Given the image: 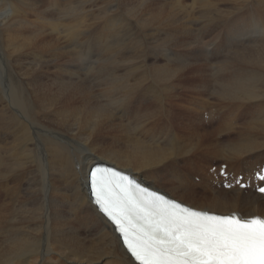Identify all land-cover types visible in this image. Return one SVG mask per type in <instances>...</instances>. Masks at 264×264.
I'll use <instances>...</instances> for the list:
<instances>
[{
	"label": "bare ground",
	"instance_id": "obj_1",
	"mask_svg": "<svg viewBox=\"0 0 264 264\" xmlns=\"http://www.w3.org/2000/svg\"><path fill=\"white\" fill-rule=\"evenodd\" d=\"M97 2L56 0L58 8L47 7L56 12L44 13L36 0H0V264H135L92 203L95 160L140 174L201 209L264 215V197L215 187L208 176L218 159L237 171L264 162V0ZM28 9L36 12L32 21ZM197 24L208 40L197 38ZM217 28L227 29L219 46ZM92 38L109 42L96 47L105 58L86 84L75 46ZM51 71L53 81H43ZM194 80L195 117L211 126L175 121L173 109H162ZM152 83L162 108L142 109L133 119L130 100L141 92L159 96ZM105 84L110 108L93 89ZM169 122L182 138L197 133V142L171 141L172 133L163 134Z\"/></svg>",
	"mask_w": 264,
	"mask_h": 264
},
{
	"label": "snow or ice",
	"instance_id": "obj_2",
	"mask_svg": "<svg viewBox=\"0 0 264 264\" xmlns=\"http://www.w3.org/2000/svg\"><path fill=\"white\" fill-rule=\"evenodd\" d=\"M88 178L138 264H264V217L196 210L110 168Z\"/></svg>",
	"mask_w": 264,
	"mask_h": 264
},
{
	"label": "rangeland",
	"instance_id": "obj_3",
	"mask_svg": "<svg viewBox=\"0 0 264 264\" xmlns=\"http://www.w3.org/2000/svg\"><path fill=\"white\" fill-rule=\"evenodd\" d=\"M42 1V2H41ZM62 2H64L65 0H61ZM67 1H69V0H67ZM71 1V0H70ZM72 1H74V0H72ZM99 2H97L98 4H100V0H98ZM185 2H192V0H184ZM36 2L38 3H40V9L39 10H41L40 12H46V13H52V11H54V9H48L47 10V7L48 6H52V7H54L55 9L56 8H58V5H56L55 4V6H53L54 5V3H56V0H36ZM50 3V5H48L49 3ZM53 4H52V3ZM41 3H43V4H41ZM46 5V6H45ZM88 5H91V6H93L92 4H88ZM97 5V4H96ZM45 6V7H44ZM43 7V8H42ZM94 7V6H93ZM96 8V7H95ZM44 9H45V11H44ZM31 10V11H30ZM30 11V12H29ZM49 11V12H48ZM54 12H56V11H54ZM96 12H98V10L96 11ZM35 14H36V12H34V10L33 9H28L27 10V16H28V19L29 20H33L34 19V17H35ZM30 15V16H29ZM58 16H59V14H58ZM200 24H197L196 25V28L197 29H195L196 30V32H195V34L197 35H199V37H200V35H201V39H203V37H204V40H208L209 38H208V36H207V34H205L204 32H203V35H202V28H201V30L199 29L200 27H201V25L199 26ZM27 28L28 29H30V28H32L31 27V25L30 24H27ZM33 28H35V27H33ZM104 28H106V27H104L103 26V30L102 31H105L104 30ZM62 29V28H61ZM65 29V28H64ZM217 29H218V31H217ZM216 29V31L214 32V35H215V37H216V35H217V32H218V36L219 35H221V36H219V37H214L216 40L215 41H217V43H216V46H219L220 44V41L222 42V40H224V38L226 37V28H225V30H224V32H223V30L221 29V28H217ZM221 32H220V31ZM200 31V32H199ZM224 33V35H222L223 33ZM200 33V34H199ZM220 33H222V34H220ZM198 35H197V38L199 39V37H198ZM249 35H251V33L249 34ZM207 37V39H205ZM224 37V38H223ZM89 38H91V36H89ZM94 38H96V37H94ZM210 38H213V37H210ZM219 38V39H218ZM107 39V40H106ZM88 39H86V41H84V42H78L77 44H76V46H75V48L77 49L76 50V57H77V60H76V63L75 64H77V62H78V64L76 65L77 66V70L78 71H81V72H79L80 73V76L78 77V78H81L80 80L82 81V80H84V81H82V82H85V79H87V81L85 82L86 84H87V82H89V80H90V84H93L94 82H93V79H96V76H97V74H95L94 73V71L97 73V71L99 70L98 69V66L101 64L100 62H102L103 60H104V58H105V56H102V47H103V45L104 44H106V43H108L109 42V38H105V39H103V40H101V39H94L95 40V42H94V40H93V38L90 40L89 39V42L87 41ZM200 40V39H199ZM220 40V41H219ZM93 41V42H92ZM97 41V42H96ZM102 41L104 42L103 43V45H102ZM99 42V43H98ZM87 43V44H86ZM97 43V44H96ZM1 44V43H0ZM96 44V45H95ZM2 45V44H1ZM94 45V46H93ZM3 46V48L5 47V44H3L2 45ZM99 48V49H97V48ZM171 48H174L173 46H171ZM5 49V48H4ZM175 49V48H174ZM6 50V49H5ZM95 51H97V52H95ZM77 52H79V54L77 53ZM233 52H231V54H232ZM206 54H207V49H206ZM93 55V56H92ZM100 56V57H99ZM207 56H208V54H207ZM83 57V58H82ZM104 57V58H103ZM101 58V59H100ZM57 59V60H56ZM61 59V60H60ZM91 59V60H90ZM103 59V60H102ZM220 59H222V57L220 58ZM48 60H51V59H48ZM55 61H62V56L61 55H58L57 57H55V59H54ZM100 60V61H99ZM183 62H185V61H183ZM99 64V65H98ZM95 66V67H94ZM82 67V68H81ZM81 69V70H80ZM91 69V70H90ZM97 69V70H96ZM93 70V71H92ZM11 71V72H10ZM49 71V70H48ZM88 71V72H87ZM89 71H90V73H89ZM91 71H92V74H91ZM9 72H10V74H11V76H12V74H14V77L12 78L13 80H14V82H15V85L17 86L18 84H20L21 86H22V84H21V82H20V79H19V77H18V75L16 76V74L15 73H12V70L10 69V67H9ZM82 73H83V75H82ZM99 73V72H98ZM87 74H89V75H87ZM189 74V73H188ZM46 75H48V77H44V80L43 81H45V82H49V81H53V79L56 77V76H54V72H48ZM82 75V76H81ZM16 76V77H15ZM50 76V77H49ZM18 77V78H17ZM188 77V79L189 80H191V82H192V77L190 76V74L187 76ZM187 77H186V80H188L187 79ZM78 78H75L74 80H77ZM90 78H92V79H90ZM196 79H199L198 77L196 78ZM92 80V81H91ZM186 80H184V81H186ZM70 81H72V80H70ZM18 82V83H17ZM51 83V82H50ZM195 84H196V82H195V80H194V85L193 86H190V88L187 90V89H181L180 90V88H179V92H180V97L181 98H179L177 101H176V99H174V100H172L173 102H171V103H169V104H167V105H164L165 107L164 108H162V105L160 106V104H159V102H157V100L160 98V96L161 95H159L158 93H161V91H160V89H158V87H157V85L155 84V83H152L151 85V87H153L154 89H155V91H156V89H157V94H156V92H155V94L156 95H159L158 97H157V99H156V97L155 96H153V95H149V94H146L145 92L143 93V92H141V94H142V96L141 97H139V98H136L135 100H130L129 101V104H128V106H129V109H132L133 110V112H132V118L133 119H135L138 115H140V113L142 112V109H158L159 108V106H160V108L159 109H166V107H168V109H173L174 111H173V113L175 112V114H173L172 113V117L174 116V115H177L178 114V116L176 117V116H174L173 117V120H177V121H182L183 123H185V122H187V121H189L190 120V118H192V119H197L196 117H195V113H196V111H195V108H194V101H192L191 102V100H195L194 99V97L195 98H197V96H198V92H200L197 88H196V86H195ZM20 85H18L17 86V89H18V91H19V94L21 93V89H20ZM154 85V86H153ZM104 86H106V84L104 85ZM104 86H101V87H98L97 88V86H95L93 89L95 90V97L97 96V98L98 97H101V95H102V98H100V100L102 101H105V103L103 102L102 104H104L105 106H107L108 108H110V106H111V102H109L112 98V94H111V90H110V88H108V86H106V87H104ZM103 89V90H102ZM106 90V91H105ZM159 90V91H158ZM191 90V91H190ZM102 91H103V93H102ZM140 91H142V90H140ZM182 91H184L183 93H181ZM193 91V92H192ZM99 92V93H98ZM106 92V93H105ZM108 93V94H107ZM178 93V92H177ZM177 93H174L175 94V96H174V94H173V97H175L176 98V94ZM108 95V96H107ZM103 96L105 97V99H103ZM146 96V97H145ZM150 96V97H149ZM153 96V97H152ZM108 97V98H107ZM186 98V100H185V98ZM213 97H215V99H216V96H213ZM144 100H143V99ZM183 98V99H182ZM211 98H212V95H211ZM211 98H210V106H211ZM108 99H110V100H108ZM133 99H134V97H133ZM188 99V100H187ZM149 100V101H148ZM181 100L183 101V102H181ZM184 100L187 102H184ZM189 100H190V102H189ZM217 101V100H216ZM177 102V103H176ZM109 103V104H108ZM131 103V104H130ZM154 103H155V106L156 105H158V107H155L154 106ZM179 103H181V104H179ZM183 103H185V104H183ZM190 103H193V105H191L190 104V107H189V104ZM109 105V106H108ZM118 106H120V108H118V106H117V108L118 109H121V106H122V104H117ZM170 105H172V107H170ZM174 105V106H173ZM177 105V106H176ZM186 107H185V106ZM188 105V106H187ZM178 107V108H176V107ZM180 106V107H179ZM191 106H192V109H191ZM217 106H219V102H217ZM220 107V106H219ZM189 108V109H188ZM37 109H40V108H37ZM137 109H140V111H137ZM191 109V110H190ZM194 109V110H193ZM210 109V108H209ZM214 109L215 108H213V112H215L214 111ZM245 109H247L246 107H245ZM204 110V109H203ZM202 110V111H203ZM194 111V112H193ZM186 112V113H185ZM177 113V114H176ZM189 114V115H188ZM186 115V116H185ZM191 116H193V117H191ZM178 117H179V119H178ZM186 117V118H185ZM182 118V119H181ZM189 118V119H188ZM186 119V120H185ZM188 119V120H187ZM211 120V119H210ZM158 121V120H157ZM200 121V122H199ZM206 121L207 120H199V119H197V122H199L200 124H202V123H204V125H201V126H211V124L210 123H207L206 124ZM212 121V120H211ZM166 123L165 121H158L157 123ZM209 122V121H208ZM173 123V122H172ZM171 122H169V124H171V125H169L168 124V126L167 127H165V128H167V129H164L163 130V134H165V136L167 137V136H170V135H167V134H171L172 133V135H174V134H176V135H174V136H177V137H179L178 139L180 140V141H178L175 137H173L172 135V137L174 138V139H176V140H174L171 136H170V139H171V141H174L175 143L177 142V143H179V145L180 146H182L183 145V142H184V145L186 144V143H196L197 142V140L195 139L196 137H197V133H195V132H192L191 134H189L185 139L184 138H182V135H183V133H182V131L179 129H176V127H175V125H174V123L172 124ZM140 124H141V122H140ZM142 125V124H141ZM159 127V129L160 130H162L163 129V125L161 126H158ZM169 127H173V129H171V128H169ZM170 129V132L168 131ZM173 130V132H171ZM175 131V132H174ZM165 132V133H164ZM168 132V133H167ZM167 133V134H166ZM180 133V134H179ZM189 136H191L192 137V140L190 141V139H189ZM193 136H195V137H193ZM224 137V136H223ZM167 138H169V137H167ZM199 138V137H198ZM194 139V140H193ZM195 148H196V145H195ZM194 148V149H195ZM193 149V150H194ZM192 150V151H193ZM191 152V151H190ZM190 152H188L189 154H187V153H185L186 155H184V156H187V157H189L190 155L191 156H194V157H197V160L198 161H203V157L201 156V155H197V154H194L193 155V153L191 154ZM200 157V158H199ZM202 158V159H201ZM207 157H205V159H206ZM212 158H214L213 157V155H212ZM200 159V160H199ZM192 160H195V159H192ZM212 160H214V159H212ZM196 161V160H195ZM218 162H220L221 160H217ZM206 163H207V161H206ZM205 163V164H206ZM215 164V163H214ZM197 190L199 191V193H203V191L202 190H199V188H197ZM201 191V192H200Z\"/></svg>",
	"mask_w": 264,
	"mask_h": 264
}]
</instances>
